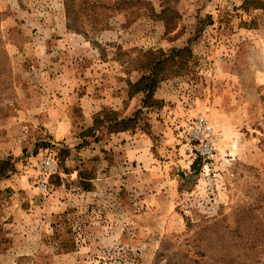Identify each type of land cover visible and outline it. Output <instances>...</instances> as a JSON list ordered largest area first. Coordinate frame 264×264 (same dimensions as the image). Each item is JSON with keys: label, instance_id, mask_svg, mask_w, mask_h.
I'll list each match as a JSON object with an SVG mask.
<instances>
[{"label": "rangeland", "instance_id": "1", "mask_svg": "<svg viewBox=\"0 0 264 264\" xmlns=\"http://www.w3.org/2000/svg\"><path fill=\"white\" fill-rule=\"evenodd\" d=\"M257 1L0 0V159L35 189L31 211L11 204L0 224V264H264ZM59 12L61 39L45 43L42 24L57 25ZM185 47L184 62L161 73L157 106L127 99L144 53ZM109 86L121 94L112 105L80 104L86 88L100 99ZM138 109L134 131H86L95 117L109 124ZM199 119L210 156L190 135ZM44 158L57 170L41 192ZM62 183L68 192L50 199ZM20 198L0 188V206Z\"/></svg>", "mask_w": 264, "mask_h": 264}, {"label": "trees", "instance_id": "2", "mask_svg": "<svg viewBox=\"0 0 264 264\" xmlns=\"http://www.w3.org/2000/svg\"><path fill=\"white\" fill-rule=\"evenodd\" d=\"M255 8L261 9L264 12V1L255 2ZM165 14L162 11L161 15ZM190 55V50L185 48L172 49L168 54H165L160 50H149L142 55V57H147L145 63H141L137 72L139 73V78L136 81H126L127 85V99L130 100L134 96L141 94L142 108H150L157 106L159 103L154 99L155 92L161 83V73L168 66L181 64ZM142 111L138 109L134 114L127 119L113 120L109 124H106L99 117L93 118V123L90 128L86 131H96L97 128H105L108 133H121L127 131H134L139 127V121L141 120ZM147 125L145 124V128ZM200 159L197 158L191 165V171L193 174L198 173V166ZM14 165L10 160L0 159V181L9 179L11 175L14 174ZM81 178V177H80ZM89 185H84L83 188L88 190ZM224 264H232L231 260L228 259Z\"/></svg>", "mask_w": 264, "mask_h": 264}, {"label": "crops", "instance_id": "3", "mask_svg": "<svg viewBox=\"0 0 264 264\" xmlns=\"http://www.w3.org/2000/svg\"><path fill=\"white\" fill-rule=\"evenodd\" d=\"M7 6V5H6ZM56 17H53V21L51 22V23H47V24H42L43 25V27H44V29L46 30V31H49V33H48V35L47 36H45V37H43L41 40H43L45 43L47 42V41H50V40H52L53 38H58V39H61V36H62V34L60 33L61 32V29L62 28H60L61 27V25L62 24H60V12L59 13H57V25H56V19H55ZM42 28V27H41ZM43 29V28H42ZM43 29V30H44ZM66 30H65V23H64V32H65ZM67 32V31H66ZM63 40H59L58 42L59 43H61ZM73 70H71V72H72ZM72 81V80H71ZM86 84H84L83 86H85ZM73 88V87H72ZM71 88V89H72ZM102 88H105V89H101V94H102V97L100 98V99H98L97 97H94V95H92L91 93H90V95H89V90H90V88H86L85 89V91L83 90L82 92H85V94H82L81 96H78V100L80 101V104L81 105H83V106H90V105H92V104H97V103H102V104H107L108 106L109 105H112L113 103H111V100H116V99H120V97H121V94L120 93H118V94H116L115 92H113V90L111 89V87L109 86V87H102ZM82 89H83V87H82ZM77 90H79V89H77ZM106 90H112L111 91V93H114V95H112V96H114V97H112V96H110V94H108V95H106V94H104V93H102V92H104V91H106ZM92 92V91H91ZM105 100V101H104ZM104 101V102H103ZM119 103H122V100L119 102ZM72 180V179H71ZM71 186V185H70ZM72 187V186H71ZM74 187V186H73ZM0 188L1 189H6V190H8V189H10V190H12V191H14V192H16V193H18V192H20V195H21V198H20V203H19V201H17V204H15L14 205V203H16V201H14V202H7L6 204H4V205H1L0 206V220H2V221H0V224H2L3 223V225H5V226H7V224L6 223H8L9 221H8V219L10 218V216H11V214L13 213H11L10 214V209H8V208H12L11 207V204L14 206V209H13V211H17V212H20L21 210H22V207L19 205V204H22V203H24V202H29L30 204H31V207H27V209L25 210V213L26 212H30L31 211V209L33 208V205H32V198L34 197V194H35V189L33 188V186L32 185H30V183L27 181V178H25L24 176H23V174H19V176H15V178H14V176L11 178H9V179H6V180H3V181H1L0 182ZM53 189H52V193H51V195H50V199L53 197V196H55L56 197V200H58L57 199V197L62 193V192H68V190L65 188V184L64 183H62L61 185H59V186H57V187H52ZM76 189V187L75 188H71L70 189V191H72V190H75ZM83 194L84 195H90L91 193H88V192H84L83 191ZM66 195V194H65ZM43 199V201H44V198H42ZM46 201V200H45ZM60 202V201H59ZM69 202V201H68ZM66 202H64V204H65ZM60 204V203H59ZM10 205V206H9ZM6 209H8V210H6ZM16 209H19V210H16ZM22 211H24V210H22ZM2 222V223H1Z\"/></svg>", "mask_w": 264, "mask_h": 264}, {"label": "built area", "instance_id": "4", "mask_svg": "<svg viewBox=\"0 0 264 264\" xmlns=\"http://www.w3.org/2000/svg\"><path fill=\"white\" fill-rule=\"evenodd\" d=\"M210 127L204 119H199L195 125V127L190 131V135L192 138L198 139L201 141V145L199 153L202 156H210L212 154V146L211 142L207 139V135L209 134ZM38 170H39V180H38V189L41 192H45L47 190V178L52 173L56 172L57 164L48 158L41 159L38 162Z\"/></svg>", "mask_w": 264, "mask_h": 264}]
</instances>
